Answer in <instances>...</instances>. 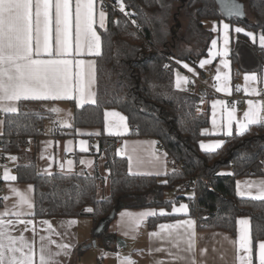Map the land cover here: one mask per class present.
Returning <instances> with one entry per match:
<instances>
[{"label": "trees", "instance_id": "16d2710c", "mask_svg": "<svg viewBox=\"0 0 264 264\" xmlns=\"http://www.w3.org/2000/svg\"><path fill=\"white\" fill-rule=\"evenodd\" d=\"M108 26L100 31L102 54L97 58V104L74 107L71 125L60 128V137L77 135L80 127H98L103 131L107 108L123 111L131 127L130 136L152 137L170 157L181 162L180 169L165 176L132 174L128 159L115 154L114 141L104 132L98 136V152L108 167L109 193L100 196L104 176L88 173H41L36 155L27 150L29 140L44 133L47 121H55V113L30 110L22 106L17 113L4 116L0 145L5 154L17 157L16 181L31 182L35 188V216L88 217L93 220L94 239L116 235L108 230L118 211L123 208H170L182 200L189 206V215L197 219L199 228L237 231V219L251 220L253 248L264 240V201L241 198L236 193L238 177L264 175L260 158L264 155V127L251 126L240 136H227L220 149L204 152L200 141L209 126L208 114L196 107L197 91L188 92L175 86V67L166 68L168 57L196 65L206 55L212 32L204 27L206 20L226 21L241 26L245 32L264 33V0H235L242 5L243 16H229L217 0H124L122 14L115 0H107ZM188 18L185 28L173 32L176 17ZM135 21V24L132 21ZM118 22V23H117ZM162 39L158 46L156 40ZM204 39V44L199 42ZM192 46L187 51L184 46ZM201 46L195 53L194 47ZM242 51H249L258 61L248 67ZM235 79L238 72L254 71L261 75L264 50L244 33H238L232 49ZM231 170V174L221 171ZM198 177L193 195L184 193V186ZM165 181L167 183H165ZM177 189L174 199L166 191ZM186 191V190H185ZM172 202V203H169ZM1 204V201H0ZM92 208L93 212L85 210ZM115 216L109 220L111 213ZM180 215L159 213L148 219L149 229L160 222L180 218ZM106 224L99 234V229ZM90 246L85 244V249Z\"/></svg>", "mask_w": 264, "mask_h": 264}, {"label": "crops", "instance_id": "0c3cea01", "mask_svg": "<svg viewBox=\"0 0 264 264\" xmlns=\"http://www.w3.org/2000/svg\"><path fill=\"white\" fill-rule=\"evenodd\" d=\"M101 7L100 0H96V9H97V19H98V11ZM103 10L107 14L106 18V28L108 26V11L104 7L102 3ZM228 23L226 21L217 22L212 20H206L204 22V27L212 32V38L209 42L208 50L206 55L200 57L197 60L196 65H193L189 62H185L192 68L194 73H208L210 71H214L216 76L219 74L221 80L218 81L215 86L216 94L208 93L207 100L202 103V107L200 108V112L204 114H208L210 118L209 126L205 129L207 134L201 140L204 143H213L217 140H223L227 135L224 133L227 131L226 124L228 119V111H231L233 108L235 109V119L237 121L244 120V112L248 110V100L261 101L264 102L262 96L264 95V66L261 75L254 71H246V72H238L237 78L235 79L234 75V67L232 62V49L234 46V42L238 33L235 32L236 27L241 26H232L230 23L229 26V43H228V56L224 57L221 55H216L215 57L210 56V51L212 52H222L224 50V30L223 24ZM215 26L216 31H213V27ZM55 25L53 23V32H52V40L53 45L55 43ZM243 28V27H241ZM96 30L100 34V31L103 30L99 28V25H96ZM250 32V31H248ZM256 40L255 42L250 37V40L253 43H256L259 47V36L261 32L254 33ZM101 35V34H100ZM216 40V47H212V41ZM73 42H74V28H73ZM102 53V46H101ZM242 60L248 67H257L258 61L249 51H242ZM99 56L87 55L84 54L82 56L77 57V59H83L85 61L84 67V84L85 87L96 94L97 98V58ZM202 60H210L211 62L205 64L204 67H200V62ZM222 60H227L229 63V67L225 68L221 63ZM89 61H94V69H89L87 67V63ZM182 66L183 63L181 62ZM177 68H175L176 70ZM182 69V68H180ZM183 70V69H182ZM219 70V71H218ZM75 71V68H73ZM185 73H181L182 77H187L188 75L186 71ZM177 73H175V86L177 80ZM257 76V80L245 81V75H253ZM94 75V79H93ZM185 75V76H184ZM225 75L228 77L226 81L227 86L229 88V92L217 91V87L224 82ZM92 82L89 84V80ZM189 82V80H188ZM182 83V81H181ZM188 85V84H187ZM243 87V94L246 97L242 100L239 105H233L230 102V97L238 92L239 87ZM245 88L249 90L255 88L259 95L249 94L245 92ZM178 89L185 90V88L181 87ZM222 100L225 101V105L221 106L219 104L216 105V108L213 109V102ZM231 104V105H230ZM87 105V104H86ZM24 106L27 109H32L34 106L39 107H47L46 110L50 108H59L62 111L60 113H55V121H51L52 125L50 126L48 132H46L44 128V133L36 138L29 140L27 150L33 152L36 155L37 168L41 173L51 174L55 172L60 173H88V174H98L104 176L108 174V169L105 166V160L102 155L98 152L99 141L98 136L101 132H104L105 135L111 138H118V140L114 141L115 146V154L119 156H124L128 159V169L132 174H144V175H157L156 173H161L157 176H165L168 173L172 172L170 167V157L168 153L161 148L158 144L157 139L152 137H134L130 136L131 127L128 122V118L126 114L116 108H107L105 111H117L120 112L123 116L126 117V123L128 126V132L122 136H114L108 135L105 129V121L103 131L98 127H80L77 129V135L72 137H60L59 133H56V127H69L71 125V117L74 111V107H77L74 101H23L17 104L18 111ZM215 112V115L213 113ZM71 113L69 119L67 115ZM8 114V113H7ZM6 113L0 112V121L3 120L4 127V116ZM64 116V120H66V125H62L59 121V117ZM213 119L216 120V126H213ZM204 130V132H205ZM233 134L237 133L236 123L234 121L232 126ZM3 132H0V135ZM96 133H99L98 135ZM80 141H85L86 151H80L81 144ZM155 142L154 144L152 142ZM200 141V142H201ZM126 145V147H125ZM217 150V149H216ZM203 151V150H202ZM205 152V151H204ZM2 147L0 145V157L3 154ZM165 153L167 154L165 156ZM5 154V153H4ZM7 155V154H6ZM10 159V157L7 155ZM43 157V158H42ZM131 158V159H129ZM71 160L72 166L69 168L68 161ZM11 165L4 167L2 176L5 172V169H8L10 175L16 176V160H12ZM80 161H84L85 163H80ZM61 164L64 165L61 168ZM47 169V172L44 170ZM166 173V174H165ZM223 174L230 175L231 170H223L221 171ZM264 180V175H243L237 178L236 180V193H237V182L241 183L240 191L247 192L251 191L253 195L256 193V188L251 187L250 189L245 186L246 181H255L259 182ZM4 188L5 192L2 196L1 204H0V213H3L6 209L15 212L20 210L19 205V197L16 193L12 192L11 189H18L19 192L27 195L31 202L33 203L34 212L32 216H22L21 219H32L33 224L35 225L36 235H33L32 225L28 226V231H25V225L16 223L14 229L12 230V234L15 236H23L28 241H35L34 249L36 253L39 252L40 240L39 237L41 235L45 237H49L51 241L54 243H49L48 240L45 241L46 244H49L50 251L52 253H56L60 251L57 248V244H69L71 245V249L68 255L61 254L59 256H54L53 264H121V260L125 257H130L135 264H158V262H162V264H192V260L195 259L196 264H239L237 259V245L233 243L238 239V231L239 225L237 224V231L235 235H232L228 231L224 230H209L206 228H199L197 219L189 215V206L187 213H175L166 212V215H180V218L166 220L160 222L156 225L154 229H149L148 227V219L150 217L145 218L143 223H141L138 227L131 223L130 218L125 216L122 217L121 213H131L133 215L138 214L143 211L154 210L157 214L161 209L165 207H144V208H123L116 214L115 219L108 226V230L110 233L116 235V238H120L119 242L111 236L106 237H98L96 238V243L93 242V220L88 217H53V218H37L35 216V188L34 184L31 182H18V181H5L4 180ZM169 191V190H168ZM166 191V192H168ZM177 193V189L170 190ZM191 191V190H188ZM175 193V194H176ZM185 193V189H184ZM183 193V194H184ZM187 195V194H186ZM6 199H3L5 198ZM244 198H248L245 196ZM181 204H187L186 201L182 200L180 202L174 203L172 205L175 207H179ZM24 211H27L26 206L23 208ZM239 218H248L247 216H241ZM238 218V219H239ZM5 219H12L16 221L15 216H7ZM192 219L195 220V248L189 252L187 249V233L185 228L178 229H164L162 230L159 226L161 224H174L180 220ZM49 221L51 224V230L48 229L47 225L41 223V221ZM75 220L76 224H70L69 222ZM106 224L103 223V226L99 229V234L102 233L105 229ZM159 233L158 236H150V233ZM171 232V235H169ZM250 234L251 232V220H250ZM89 243L90 246L85 249V244ZM259 243V242H258ZM257 243V246H258ZM256 249L253 254V264H258L256 258ZM156 249H161L160 251H156ZM207 250L204 252L203 250ZM242 254V253H241ZM178 257H183V259H179Z\"/></svg>", "mask_w": 264, "mask_h": 264}, {"label": "snow or ice", "instance_id": "6c2138e0", "mask_svg": "<svg viewBox=\"0 0 264 264\" xmlns=\"http://www.w3.org/2000/svg\"><path fill=\"white\" fill-rule=\"evenodd\" d=\"M103 0H100L101 7L98 11L96 0H0V112L17 113V104L23 101H74L78 108H82L86 104L96 105V94L87 89L84 84V67L85 61L77 59L84 54L100 56L102 37L96 30V25L99 28L106 30L107 14L102 7ZM227 15L241 16L242 5L237 4L235 0H226ZM119 11L125 16H131L133 13L126 11L124 0H115ZM53 23L55 25V43L53 45L52 32ZM118 23V22H117ZM135 24V21H132ZM74 28V42H73ZM229 24H223L224 30V50L222 52L210 51V56L215 57L221 55L228 56L229 43ZM216 31L215 26L212 29ZM236 33H244L251 37L255 42L256 37L251 32H245V29L236 27ZM216 40L212 41V47L215 48ZM259 45L264 50V33L259 36ZM210 60H202L200 67L210 63ZM177 63H181L177 61ZM221 63L225 68L229 67L227 60H222ZM89 69H94V61L87 63ZM168 67V65H165ZM183 67L188 71L194 70L188 64H183ZM75 68V71H73ZM219 71V70H218ZM177 75L176 87H181V81L188 82L187 77ZM94 79V75H93ZM216 80H221L218 74ZM228 77L225 75L224 82L217 87V91L229 92L226 81ZM255 81L257 76L245 75V81ZM92 80H89V84ZM246 93L259 95L255 88L249 90L244 89ZM225 105V101L218 100L213 102V109L216 105ZM248 110L244 112V120L237 121L235 119V109L228 111V119L224 133L227 136L233 134L232 126L235 121L237 127V135L246 134L251 126L264 127V102L248 100ZM48 111L52 113H60L59 108H50ZM71 115V113H69ZM215 115V112L213 113ZM105 129L108 135L122 136L128 132L126 117L117 111L104 112ZM213 126H216V120L212 121ZM66 124V122H65ZM97 135L99 133H96ZM203 134H207L202 132ZM85 141H80V151H86ZM155 143L154 141L152 142ZM224 144L223 140H217L213 143L200 142L201 150L212 152L220 149ZM126 147V145H125ZM167 154L165 153V156ZM43 158V157H42ZM12 160L17 157H10ZM131 159V158H129ZM69 168L72 166V161L68 162ZM80 163H85L80 161ZM64 165L61 164V168ZM47 172V169L44 170ZM157 175L161 173H156ZM166 174V173H165ZM5 181H15L16 176L10 175L8 169H5L3 174ZM165 183H167L165 181ZM245 186L249 189L256 188V193L249 190L247 192L240 191L241 183L237 182V195L241 198L247 196L250 199L264 201V180L246 181ZM19 197L20 210L11 212L5 210L0 213V264H53L54 256H59L62 253L68 255L71 249L69 244H57L60 251L52 253L49 248V243H54L49 237L41 235L39 237L40 245L39 252L34 249L35 241H28L21 234L15 236L12 230L18 222L25 225V231H28V226L32 225L33 235H36L35 225L32 219H21L22 216H32L34 212L31 199L19 192L18 189H11ZM3 199H6L3 198ZM172 203V202H169ZM26 206L27 211L23 208ZM188 205L181 204L179 207L173 206L172 214L187 213ZM92 213V208L85 210ZM168 213L161 209L159 215L164 216ZM154 210L143 211L138 214L121 213L122 217H129L132 224L139 226L145 218L156 216ZM7 216H15L17 219H5ZM51 230L49 221H41ZM70 224H76L77 221L72 220ZM236 223L240 226L238 231V239L233 241L237 245V259L239 264H253V238L250 234V220L248 218H239ZM162 230L185 228L187 233V249L191 252L195 248V220L187 219L180 220L174 224H161ZM159 233H150V236H158ZM171 235V232H169ZM161 249H156L160 251ZM206 252L207 250H203ZM242 253V254H241ZM183 259V257H178ZM256 258L258 264H264V240H260L257 246ZM121 264H135L130 257H125L121 260ZM162 264V262H158ZM192 264H196L195 259Z\"/></svg>", "mask_w": 264, "mask_h": 264}, {"label": "built area", "instance_id": "2783aa9c", "mask_svg": "<svg viewBox=\"0 0 264 264\" xmlns=\"http://www.w3.org/2000/svg\"><path fill=\"white\" fill-rule=\"evenodd\" d=\"M108 4L107 0H103V5L106 7ZM118 8V7H117ZM177 59L174 57H168V67L174 66L175 68H182L183 70L186 71L188 77H189V82L187 85V91L188 92H194L197 91L199 93V99L196 102V107L200 109L202 107V103L207 100L208 93L216 94V89L215 86L218 83V80L215 79L216 74L214 71H210L208 73H194L188 71V69L184 68L181 63H177ZM246 97L243 94V87L240 86L238 89V92L234 94L232 97H230V102L233 105H239L241 106L242 104L240 103L242 100H244ZM264 100V95L262 96ZM231 105V104H230ZM56 133H59L60 128L56 127L55 129ZM1 137H0V142H1ZM261 163L264 165V155L260 158ZM11 165L10 159L7 157L6 154H2L0 157V201L2 200V196L5 192L4 188V179L2 176V172L4 167ZM170 167L173 170L180 169L182 167L181 162H177L175 160H172L170 162ZM108 169V167H106ZM253 172L249 171V175H252ZM198 180V177H195L192 181L187 183L184 188L185 190H192L196 186V182Z\"/></svg>", "mask_w": 264, "mask_h": 264}, {"label": "rangeland", "instance_id": "374dc122", "mask_svg": "<svg viewBox=\"0 0 264 264\" xmlns=\"http://www.w3.org/2000/svg\"><path fill=\"white\" fill-rule=\"evenodd\" d=\"M177 5H181V0L179 2H177ZM179 22H180V27L177 30L183 29V28L186 27L187 22H188V18H186L184 15H181V17L179 19ZM199 43L203 45L204 44V39H202ZM156 44L158 46H162L163 45V40L162 39L156 40ZM184 48L187 51H189L190 48H192V46L185 45ZM194 51H195V53H199L201 51V46L194 47ZM178 61L182 62L183 64H185V62H186L185 60H178ZM175 73H179L180 76L182 77L181 73H185V72H184V70H182L180 68H177L175 70ZM188 80H189V77H188ZM187 84H188V82L187 83H184L183 81L181 83L182 87L185 88V90H187ZM46 108L45 107L34 106L32 109H35V110H38V111H42V110L44 111V110H46ZM69 117H70V115L68 114L67 115V118L69 119ZM59 121L61 122V124L63 126L66 125L65 124L66 120H64V116L63 115L61 117H59ZM1 125L3 126V120L0 121V132L2 131V128H3V127L1 128ZM51 125H52L51 121H47L46 122V124H45V130H46V132H48V130H49V128H50ZM109 188H110L109 180L107 179V175H105V180L104 181H101V183H100V191H99L100 192V196L107 195L109 193ZM175 193H176V191L173 192V191H170L169 190L168 192H166V198L167 199H174L175 196H176ZM184 194L185 195L187 194L188 196L193 195V193L191 191H188V190H186ZM164 210H165V212H169L170 210H171L170 212H172V206L170 208H164ZM110 223L111 222L108 223V226L110 225ZM115 240L116 241L118 240L117 242H119V240H121V239L120 238H116ZM94 241L96 242V240L93 238V242Z\"/></svg>", "mask_w": 264, "mask_h": 264}, {"label": "water", "instance_id": "95a60500", "mask_svg": "<svg viewBox=\"0 0 264 264\" xmlns=\"http://www.w3.org/2000/svg\"><path fill=\"white\" fill-rule=\"evenodd\" d=\"M183 1H185V0H183ZM217 1L221 5L222 10H224L227 13V3H226V0H217ZM236 3L239 4L238 2H236ZM241 16H243V15H241ZM179 27H180V22H179V19L176 17V24L173 26V29H172L175 34H176L177 29ZM115 214H116L115 211L113 213H111L110 216H109V220H112L114 218ZM95 243L96 242L94 241V244Z\"/></svg>", "mask_w": 264, "mask_h": 264}]
</instances>
